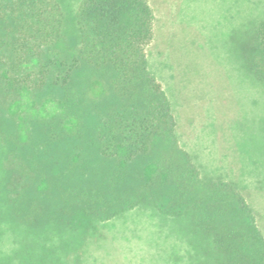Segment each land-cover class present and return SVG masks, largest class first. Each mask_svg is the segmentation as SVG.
Wrapping results in <instances>:
<instances>
[{
	"label": "trees",
	"instance_id": "obj_1",
	"mask_svg": "<svg viewBox=\"0 0 264 264\" xmlns=\"http://www.w3.org/2000/svg\"><path fill=\"white\" fill-rule=\"evenodd\" d=\"M163 2L0 0V264H96L136 209L175 223L188 264H264L262 208L193 161L150 71ZM247 29L237 61L264 87V11Z\"/></svg>",
	"mask_w": 264,
	"mask_h": 264
},
{
	"label": "rangeland",
	"instance_id": "obj_2",
	"mask_svg": "<svg viewBox=\"0 0 264 264\" xmlns=\"http://www.w3.org/2000/svg\"><path fill=\"white\" fill-rule=\"evenodd\" d=\"M172 1L155 5L146 52L171 103L180 145L204 174L238 183L264 214V87L237 61L247 23L264 11V0ZM150 214L136 209L104 225L103 240L89 247L96 264H188L189 246L175 223Z\"/></svg>",
	"mask_w": 264,
	"mask_h": 264
}]
</instances>
